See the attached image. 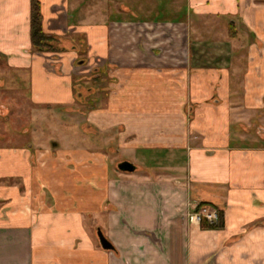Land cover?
Returning a JSON list of instances; mask_svg holds the SVG:
<instances>
[{"label":"crops","instance_id":"obj_1","mask_svg":"<svg viewBox=\"0 0 264 264\" xmlns=\"http://www.w3.org/2000/svg\"><path fill=\"white\" fill-rule=\"evenodd\" d=\"M39 1L44 32L66 52L34 54L31 0H0V55L20 71L16 77L23 70L30 77L34 103L68 105L84 43L89 65L114 68L118 90L107 113L127 114L126 146L143 161L104 180L96 172L94 189L90 176L78 174L75 193L89 194L78 201L58 190L65 175L54 172L52 206L6 203L0 264H264V135L247 141L232 133L246 128L245 113L264 126V0ZM75 2L91 6L84 14ZM214 96L198 110L206 114L198 146L184 131L185 106ZM115 120L98 129H115ZM66 192L70 202L61 200ZM202 204L223 214V228L189 221ZM98 230L112 250L103 249Z\"/></svg>","mask_w":264,"mask_h":264},{"label":"rangeland","instance_id":"obj_2","mask_svg":"<svg viewBox=\"0 0 264 264\" xmlns=\"http://www.w3.org/2000/svg\"><path fill=\"white\" fill-rule=\"evenodd\" d=\"M74 5L81 13L86 12L87 7L91 6L85 3L78 7L79 3L76 2ZM62 44L66 43L59 39L58 45L61 49L59 52L36 54L66 52ZM83 45L85 44L78 41V55L75 62V67L78 69L76 75L72 77L73 97L68 105L34 103L30 77L24 70L16 77L20 71L9 66L7 60L0 55V159H2L0 161V208L9 201L19 200L22 204H30L36 211L52 206L57 200L52 193L50 194L47 179L54 172H64L65 175L62 178L64 180L62 185H58L60 186L58 190L72 192L74 200L78 201L82 196H89V194L84 195L85 193L79 192V195L75 193L78 174L85 173L90 176L91 188L94 189L95 178L93 177L96 172L100 171L104 180L106 176L108 179L116 174H125L126 171L119 169V164L123 162L132 163L135 168L140 167L139 164L143 161L141 155L129 152L126 138H124L127 114L107 113L110 95L114 93V90H118V80L111 72L114 68L107 65L102 67L89 65ZM44 58L46 62L56 59L51 56ZM239 87L240 82L235 80L232 88ZM214 88L218 90V86ZM217 99V96L211 99L203 97L199 101L190 99L186 104L183 123L190 142L201 146L205 133H202L200 127L206 122V114L198 113V110L200 106L212 104ZM232 103L238 102L232 99ZM111 117L117 118L115 121H120L121 124L115 129L100 131L97 125H100V122L110 121ZM241 117L240 121L246 124V128L232 129L235 138L240 134L243 138H247V141H253L264 135V126L257 120V114L245 113ZM141 153L147 156L146 152ZM180 155L183 154L179 153L178 156ZM137 157L139 158L135 160ZM19 159L23 160L15 162ZM165 164L170 165L169 159ZM15 169L24 171L23 174H26V177L15 174ZM4 170H9L13 176H2L1 173ZM172 171L174 170L170 169V172ZM31 176L33 178H30ZM67 192L62 195L61 200L70 202ZM92 195L94 196L92 203H95L92 218L95 219L98 218L96 210L99 207L98 195L94 193ZM205 206L210 207L202 204L200 209ZM210 208L216 210V208ZM193 211L189 214L190 222Z\"/></svg>","mask_w":264,"mask_h":264},{"label":"trees","instance_id":"obj_3","mask_svg":"<svg viewBox=\"0 0 264 264\" xmlns=\"http://www.w3.org/2000/svg\"><path fill=\"white\" fill-rule=\"evenodd\" d=\"M30 40H31L32 50L35 53L59 52L61 50L60 46L58 45L59 39L54 36H48L44 32L43 15H42L41 3L39 0H31ZM218 216H219V220L216 225H209L206 221H203L202 226L207 229L223 228L224 226L223 214L219 213Z\"/></svg>","mask_w":264,"mask_h":264},{"label":"built area","instance_id":"obj_4","mask_svg":"<svg viewBox=\"0 0 264 264\" xmlns=\"http://www.w3.org/2000/svg\"><path fill=\"white\" fill-rule=\"evenodd\" d=\"M192 223L201 224L203 221H206L209 225H216L219 220L218 212L211 209L210 207H203L198 211H194L190 216Z\"/></svg>","mask_w":264,"mask_h":264},{"label":"water","instance_id":"obj_5","mask_svg":"<svg viewBox=\"0 0 264 264\" xmlns=\"http://www.w3.org/2000/svg\"><path fill=\"white\" fill-rule=\"evenodd\" d=\"M119 169L126 172H133L135 170V166L132 163L123 162L119 164ZM98 237L103 249L112 250L114 248L100 230H98Z\"/></svg>","mask_w":264,"mask_h":264}]
</instances>
